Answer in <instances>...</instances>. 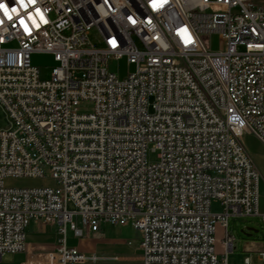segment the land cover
Segmentation results:
<instances>
[{
    "label": "built area",
    "instance_id": "built-area-1",
    "mask_svg": "<svg viewBox=\"0 0 264 264\" xmlns=\"http://www.w3.org/2000/svg\"><path fill=\"white\" fill-rule=\"evenodd\" d=\"M0 3L12 17L0 10V105L10 120L0 129V260L95 261L66 237L103 222L140 232L142 264H228L232 237L218 254L217 226L264 222L261 172L242 142L264 145V0ZM213 33L218 50L205 42ZM35 52L54 56L47 79ZM123 57L133 69L118 77L107 64ZM7 177L53 184L8 187ZM32 220L54 225L56 241L27 242Z\"/></svg>",
    "mask_w": 264,
    "mask_h": 264
},
{
    "label": "crops",
    "instance_id": "crops-1",
    "mask_svg": "<svg viewBox=\"0 0 264 264\" xmlns=\"http://www.w3.org/2000/svg\"><path fill=\"white\" fill-rule=\"evenodd\" d=\"M250 154L256 163L255 156L251 152ZM256 165L258 166L257 163ZM258 168L261 172L258 185L259 211L263 212L264 167L258 166ZM225 234L232 237L231 250L226 253L228 264H243L246 258L250 264H264V256L260 257L259 254L260 251H264V222L259 217H230L226 228L218 225L215 233V249L218 254L225 251ZM26 236H31V240H26L30 243L51 244L56 241L58 234L54 225L32 220L25 230V239ZM79 238H83L80 240L85 242L84 246L73 242L78 241ZM79 238L74 237L72 232L68 231L67 246L76 247L89 254L93 253L97 259L76 264H142L140 232L129 224L111 225L101 222L96 231H89L87 235Z\"/></svg>",
    "mask_w": 264,
    "mask_h": 264
},
{
    "label": "rangeland",
    "instance_id": "rangeland-1",
    "mask_svg": "<svg viewBox=\"0 0 264 264\" xmlns=\"http://www.w3.org/2000/svg\"><path fill=\"white\" fill-rule=\"evenodd\" d=\"M88 38L96 45L100 46L98 41V36L95 29H91ZM207 47L212 50H218L221 48V38L218 34H210L206 39ZM31 63L36 66L39 71L40 79H47L50 76L51 69L57 64L54 60V56L46 52H35L31 55ZM108 70L117 74L118 77H123L127 72L133 69V65L129 64L126 58L112 59L107 64ZM151 101V98H149ZM10 120L9 117L3 108L0 105V129H5L9 127ZM242 142L250 150V152L255 156L256 163L258 166L264 167V145L261 141L254 135H244ZM147 159L149 161L157 160V152L151 151V147L147 152ZM5 186L8 187H32V186H41V185H52L53 180L48 177H7L4 179ZM69 209L73 208L71 202L67 203ZM218 205L214 202L212 203V209H217ZM50 230V229H49ZM73 241L79 246H84L85 242L80 240ZM26 240H31V236H26ZM24 253L13 254L10 252H5L1 256L0 264H15L23 258Z\"/></svg>",
    "mask_w": 264,
    "mask_h": 264
},
{
    "label": "snow or ice",
    "instance_id": "snow-or-ice-1",
    "mask_svg": "<svg viewBox=\"0 0 264 264\" xmlns=\"http://www.w3.org/2000/svg\"><path fill=\"white\" fill-rule=\"evenodd\" d=\"M18 2L20 3V5H21L22 7L27 8V4L24 3V0H18ZM35 2H36V0H29V3L35 4ZM166 2H167V0H159V2H158V0H152V7H153V9H156L157 7H162L163 4L166 3ZM0 10H3L5 16H7L8 19H12V17L9 15V9L5 6V4L0 3ZM11 11H12V12H13V11L16 12L17 9H16L15 7H13V8L11 9ZM36 11H37L38 14L40 13V10H39V9H37ZM41 18H42V17H41ZM29 19H32V16H29ZM132 22L135 23L134 20H133ZM19 23H20V25H21L22 27H24V30H25L26 32L30 31L24 19H21V20L19 21ZM37 27H38V25H37ZM181 31H182V32H186V29H182ZM185 42H186V43H189V42H190V39H189V40H186ZM112 43H113V46H115V41H112Z\"/></svg>",
    "mask_w": 264,
    "mask_h": 264
},
{
    "label": "clouds",
    "instance_id": "clouds-1",
    "mask_svg": "<svg viewBox=\"0 0 264 264\" xmlns=\"http://www.w3.org/2000/svg\"><path fill=\"white\" fill-rule=\"evenodd\" d=\"M13 12H15V11H13Z\"/></svg>",
    "mask_w": 264,
    "mask_h": 264
}]
</instances>
